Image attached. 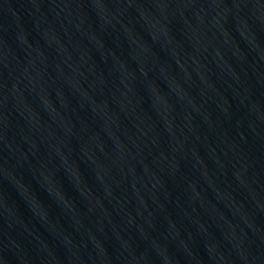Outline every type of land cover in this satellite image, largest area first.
Masks as SVG:
<instances>
[{"label":"water","instance_id":"95a60500","mask_svg":"<svg viewBox=\"0 0 264 264\" xmlns=\"http://www.w3.org/2000/svg\"><path fill=\"white\" fill-rule=\"evenodd\" d=\"M59 264H264V0H111Z\"/></svg>","mask_w":264,"mask_h":264}]
</instances>
